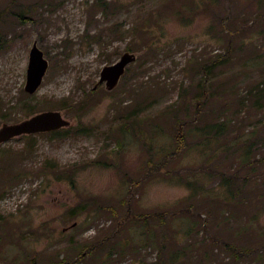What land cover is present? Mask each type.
I'll use <instances>...</instances> for the list:
<instances>
[{"label": "rangeland", "instance_id": "1", "mask_svg": "<svg viewBox=\"0 0 264 264\" xmlns=\"http://www.w3.org/2000/svg\"><path fill=\"white\" fill-rule=\"evenodd\" d=\"M44 111L0 144V264H264V0H0V128Z\"/></svg>", "mask_w": 264, "mask_h": 264}, {"label": "water", "instance_id": "2", "mask_svg": "<svg viewBox=\"0 0 264 264\" xmlns=\"http://www.w3.org/2000/svg\"><path fill=\"white\" fill-rule=\"evenodd\" d=\"M135 59L136 57L133 54L124 53L115 63L104 66L100 71L99 80L92 90H96L101 84H104L106 90H113L124 75L126 68L134 63ZM47 69L48 62L44 58L43 52L37 47L36 43H33L29 51L23 88L26 94L33 95L38 91ZM70 126V122L59 111H44L19 123L4 124L0 128V144L16 137L53 133L67 129Z\"/></svg>", "mask_w": 264, "mask_h": 264}, {"label": "trees", "instance_id": "3", "mask_svg": "<svg viewBox=\"0 0 264 264\" xmlns=\"http://www.w3.org/2000/svg\"><path fill=\"white\" fill-rule=\"evenodd\" d=\"M224 127V124H223V122H222V124H220L219 125V130L221 131V129ZM24 137H27V136H24ZM182 139H183V133H182V129L177 133V135H176V141H177V145H179L180 146V143H181V141H182ZM248 149H250V148H248ZM179 153H177V154H175L174 156H176V155H178ZM231 193V192H230ZM155 215L156 214H150L149 216H145V217H138V220H142V222L144 221V223H147L148 221H149V219L150 220H152V219H155L156 217H155ZM164 215L165 214H163V215H160V217L161 218H159V219H161V220H165L166 218H164ZM223 246H224V248L226 249V250H229L232 254H233V256L236 258V259H239V258H241V257H248L252 252H250V251H244V252H240V251H238L237 249H233V247L232 246H230V245H228V244H226V243H224L223 244ZM171 258H173L174 260H176V256H172Z\"/></svg>", "mask_w": 264, "mask_h": 264}]
</instances>
